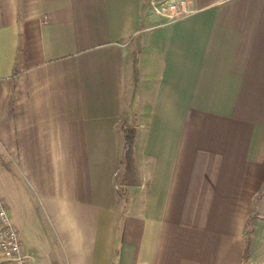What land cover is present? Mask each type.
<instances>
[{
    "label": "crops",
    "instance_id": "obj_1",
    "mask_svg": "<svg viewBox=\"0 0 264 264\" xmlns=\"http://www.w3.org/2000/svg\"><path fill=\"white\" fill-rule=\"evenodd\" d=\"M159 1L0 0V195L40 226L29 264H264V0Z\"/></svg>",
    "mask_w": 264,
    "mask_h": 264
},
{
    "label": "built area",
    "instance_id": "obj_2",
    "mask_svg": "<svg viewBox=\"0 0 264 264\" xmlns=\"http://www.w3.org/2000/svg\"><path fill=\"white\" fill-rule=\"evenodd\" d=\"M157 14L176 19L189 12L187 0H162L153 3ZM0 259L5 264H29L30 257L24 250L22 234L12 222L6 201L0 195Z\"/></svg>",
    "mask_w": 264,
    "mask_h": 264
},
{
    "label": "trees",
    "instance_id": "obj_3",
    "mask_svg": "<svg viewBox=\"0 0 264 264\" xmlns=\"http://www.w3.org/2000/svg\"><path fill=\"white\" fill-rule=\"evenodd\" d=\"M136 127L130 126V125H125L124 126V148H129L135 140V135H136ZM264 193V184L262 185L260 191L257 193L256 197H260ZM257 220V214L256 211H252L250 213L249 218H248V225H247V231L251 232L253 229V226L256 224ZM251 247V239L248 237L246 249H245V254L244 257L248 256L249 249Z\"/></svg>",
    "mask_w": 264,
    "mask_h": 264
},
{
    "label": "rangeland",
    "instance_id": "obj_4",
    "mask_svg": "<svg viewBox=\"0 0 264 264\" xmlns=\"http://www.w3.org/2000/svg\"><path fill=\"white\" fill-rule=\"evenodd\" d=\"M160 15V14H159ZM158 15V16H159ZM160 17H165V16H160ZM167 17L164 18V20L166 19ZM168 20V18H167ZM39 225L38 224H35L33 223L32 221L28 222L27 224H22V226L20 227L21 230H22V234H23V240L24 242L25 241H32V240H36V239H40V238H44L41 234V230L39 229ZM38 237V238H37ZM36 238V239H35ZM45 242V241H43Z\"/></svg>",
    "mask_w": 264,
    "mask_h": 264
}]
</instances>
